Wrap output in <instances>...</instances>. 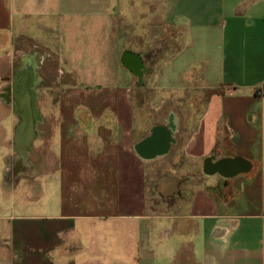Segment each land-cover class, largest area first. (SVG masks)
<instances>
[{"label":"crops","instance_id":"0c3cea01","mask_svg":"<svg viewBox=\"0 0 264 264\" xmlns=\"http://www.w3.org/2000/svg\"><path fill=\"white\" fill-rule=\"evenodd\" d=\"M48 1L0 0V92L32 48L55 62L14 144L39 166L30 264H264V0ZM165 31L173 53L145 66ZM10 218L0 264H22Z\"/></svg>","mask_w":264,"mask_h":264},{"label":"rangeland","instance_id":"374dc122","mask_svg":"<svg viewBox=\"0 0 264 264\" xmlns=\"http://www.w3.org/2000/svg\"><path fill=\"white\" fill-rule=\"evenodd\" d=\"M54 2H57L58 0H49L46 4L48 5L47 7L51 8L52 10L55 8L54 7ZM136 3L140 4V9L141 11H145L148 14H151L150 5L153 4V2H158V0H135ZM141 1V3H140ZM163 40H159L156 43H144L142 45L141 49L139 50L140 58H141V63L143 62L146 66V63L150 65L151 63L154 64L158 59L164 57L167 58L169 55H171L175 49L176 45V37L177 33L172 32V31H165ZM146 45V46H145ZM33 46V43H31V47ZM27 49V48H26ZM40 50V49H38ZM36 49H31L32 57L34 54V51L36 53V56L34 55L33 59H31L32 64L37 67L36 71L32 65L31 67V74L30 76L32 77L34 73H36V76H43L44 78V85L40 87V90L42 93L37 96L38 99L35 100V98H31L32 100V116L33 120L34 118L36 119L37 113H36V108L37 106H42L44 105L47 100L51 98V95L53 96V99L55 98V93L51 92L49 90L50 86H52L53 82H55L54 78V73L51 70L52 67H55V62L54 60L51 62V60H45L43 63H41V56L40 52ZM23 51V50H22ZM27 74V70H23L21 74ZM19 76L15 81L18 79H21L23 75ZM19 82V81H18ZM17 82V84H18ZM17 86L15 84L14 86V92L17 90ZM176 96L179 97H184V92L182 94L181 91H176ZM14 96V95H13ZM57 96V95H56ZM175 96V95H174ZM15 100V98H14ZM52 101V100H51ZM12 106L13 103L12 101L8 106L5 105L4 108V119L3 125L4 127L0 128L1 134H0V217H6L10 218L11 221H4L6 223L7 229H10V227L14 224V228H18L21 226L22 230L20 233L23 231V240L20 241V246L18 253L23 256H21L20 260L23 261L22 264H30L31 263V214H33V211H31V188L28 187V184H31V180H33L34 172L33 168L35 167L38 169V164H35L34 161V148L33 144L31 145V153L26 155V156H15L14 159L12 156L13 152V146L11 144L10 139L8 138V133L9 130L6 127L5 123L9 122V119L11 118L13 120L14 117V123L17 122L16 117L14 116L16 113L18 118L21 117V111L19 109V103L16 101L15 109L16 112L12 113ZM0 113H3V110L0 108ZM2 126V123L1 125ZM5 129V131L3 130ZM42 151V150H41ZM11 155V156H10ZM10 156V157H9ZM31 156V157H30ZM11 158V160L9 159ZM31 160V164H28V161ZM43 161V160H42ZM40 161L42 164L43 162ZM43 165V164H42ZM23 205L21 208L18 207L19 205ZM14 207L12 208V206ZM9 220V219H8ZM14 220V221H12ZM26 220V221H24ZM7 244L9 245L10 248V239L8 237ZM19 243H14L13 247L16 250L17 245ZM2 251V249H0ZM17 251V250H16ZM24 257V260H23ZM0 260H1V254H0ZM5 263V262H4Z\"/></svg>","mask_w":264,"mask_h":264},{"label":"flooded vegetation","instance_id":"af4514ba","mask_svg":"<svg viewBox=\"0 0 264 264\" xmlns=\"http://www.w3.org/2000/svg\"><path fill=\"white\" fill-rule=\"evenodd\" d=\"M34 54L36 56L35 51H34ZM30 55L24 56L23 59L18 61L17 65L14 66V68H13V70H12V72L8 78V81L6 82V84L4 85V87L2 88V90L0 92V101L3 102L4 105H9L10 102L12 101V103H13L12 108H13L14 112H16V109H15L16 99L14 100L15 97L13 96L15 94V92H14V86L16 83L15 80L17 78H19V76L23 70L26 69L28 72L26 83H25V89H24L25 95L23 96L24 100L27 99V102H29L27 104H30L31 98L34 97L35 100L39 98V97L37 98V96L39 95V88L42 87L45 83L43 76H36V73H34L32 77L30 76L31 67L33 65L32 61H31V59H33V57H32V55L31 56ZM40 58L42 61L41 63H43L46 60V58H44V57L42 58V56ZM33 67L36 71L37 67H35L34 65H33ZM28 93H29V95H28ZM28 113L30 114V119H31V113H30L29 105H28ZM14 114H15V117L17 119V122L15 124H12V126H11V137H10V141H11V144L13 146V152H12L13 158L15 156H18V155H21L23 157V156H26V155L31 153L30 152L31 150L26 155L20 154L19 152L15 151L16 147L14 144L16 143L15 141L17 139V132H18L17 127L19 125L18 123H21L20 128L23 127V124L25 121L24 116L26 115V113H24L22 115V117H20V118H18L16 113H14ZM33 123H34V125H36V119L34 120ZM20 128H19V130H20ZM30 132H31V130H30ZM34 137H36V131H35ZM17 158H20V157H17ZM17 158H14V159H17ZM9 159L11 160V158H9ZM28 164H31V160L28 161ZM166 192H168V191H166Z\"/></svg>","mask_w":264,"mask_h":264},{"label":"bare ground","instance_id":"6f19581e","mask_svg":"<svg viewBox=\"0 0 264 264\" xmlns=\"http://www.w3.org/2000/svg\"><path fill=\"white\" fill-rule=\"evenodd\" d=\"M25 83H26V77L25 78L22 77L19 80L18 84H17V82L15 83L17 86L19 85V87L15 91L14 97H15L16 101L19 103V109L21 111V117H22V115L24 113L28 112V108H27L28 104L27 103H29V102H27V99L24 100V97H23L25 95V92H24ZM28 95H29V93H28ZM31 106H32V100L30 101V104H29L30 113H31V117H32V108H31ZM20 124H19V128H20ZM24 131L25 130H24V124H23V127H21L20 130L18 129V135H19L18 139L21 140V141L19 140L20 142L25 143L26 147L29 148L30 142L32 141L31 140V132L29 130H27V132H24Z\"/></svg>","mask_w":264,"mask_h":264},{"label":"water","instance_id":"95a60500","mask_svg":"<svg viewBox=\"0 0 264 264\" xmlns=\"http://www.w3.org/2000/svg\"><path fill=\"white\" fill-rule=\"evenodd\" d=\"M124 63L127 65V66H129V67H134V68H138L139 67V64H140V62H139V60H138V58L137 57H133V61H135L136 63L133 65V64H131V62L129 61L128 62V60L127 59H125L124 58ZM133 65V66H132ZM29 105V104H28ZM28 108V107H27ZM24 119H25V121H24V132H27V130H31V140L32 141H34V136L32 137V134H33V131L35 130L34 129V126H33V124H32V117H31V119H30V114L27 112L26 113V115L24 116ZM34 120H35V118H34ZM33 138V139H32ZM164 141H165V137L163 136V135H157L156 137L154 136V138H152L151 140H148V141H146V143H143L141 146H140V150L142 151V152H146L147 150H149V149H153V148H155V149H161L162 147H163V143H164Z\"/></svg>","mask_w":264,"mask_h":264},{"label":"trees","instance_id":"16d2710c","mask_svg":"<svg viewBox=\"0 0 264 264\" xmlns=\"http://www.w3.org/2000/svg\"><path fill=\"white\" fill-rule=\"evenodd\" d=\"M139 147V146H138Z\"/></svg>","mask_w":264,"mask_h":264}]
</instances>
